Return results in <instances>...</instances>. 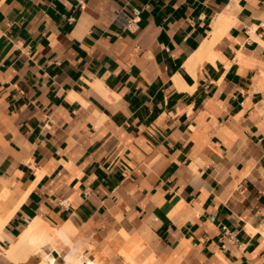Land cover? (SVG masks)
<instances>
[{
	"label": "crops",
	"instance_id": "1",
	"mask_svg": "<svg viewBox=\"0 0 264 264\" xmlns=\"http://www.w3.org/2000/svg\"><path fill=\"white\" fill-rule=\"evenodd\" d=\"M0 217V264H264V0H0Z\"/></svg>",
	"mask_w": 264,
	"mask_h": 264
},
{
	"label": "bare ground",
	"instance_id": "2",
	"mask_svg": "<svg viewBox=\"0 0 264 264\" xmlns=\"http://www.w3.org/2000/svg\"><path fill=\"white\" fill-rule=\"evenodd\" d=\"M6 219H2L0 217V237L2 236L1 231H2V227L5 224ZM44 231V230H43ZM42 231V227L40 225V221H34L32 224H30V226L23 232V234L20 236V239L18 241V243L13 244L11 246V248L8 250L9 253H13L14 251H16V249H18L21 246H24L25 244H34L36 245L37 242H41L40 240V235L43 234L41 232ZM85 264H93L92 260L89 259L87 260V262Z\"/></svg>",
	"mask_w": 264,
	"mask_h": 264
},
{
	"label": "built area",
	"instance_id": "3",
	"mask_svg": "<svg viewBox=\"0 0 264 264\" xmlns=\"http://www.w3.org/2000/svg\"><path fill=\"white\" fill-rule=\"evenodd\" d=\"M132 21L131 19H128L126 21V25H131ZM224 232L226 235H228V237L231 239V240H234L235 239V236L233 234V232L229 231L226 227H224Z\"/></svg>",
	"mask_w": 264,
	"mask_h": 264
}]
</instances>
